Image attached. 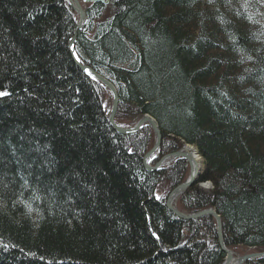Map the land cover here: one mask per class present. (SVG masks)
I'll use <instances>...</instances> for the list:
<instances>
[{
  "label": "trees",
  "instance_id": "16d2710c",
  "mask_svg": "<svg viewBox=\"0 0 264 264\" xmlns=\"http://www.w3.org/2000/svg\"><path fill=\"white\" fill-rule=\"evenodd\" d=\"M0 0V264H221L216 220L166 205L186 160L150 172L185 144L203 158L176 205L214 208L226 247L264 250V0ZM210 182L211 187L200 186ZM31 208V211L29 210ZM244 264H264V258Z\"/></svg>",
  "mask_w": 264,
  "mask_h": 264
},
{
  "label": "water",
  "instance_id": "95a60500",
  "mask_svg": "<svg viewBox=\"0 0 264 264\" xmlns=\"http://www.w3.org/2000/svg\"><path fill=\"white\" fill-rule=\"evenodd\" d=\"M71 4V6L78 12L79 14V22L77 25V28H81L86 20V14L84 9L81 7L79 0H68ZM84 2H99V3H108L109 0H83ZM75 42H76V36H73L70 39L69 42V47L70 50L73 54L75 63L78 65V67L85 71L87 74L95 78L96 80L100 81L102 85L108 90L111 96V109L108 113V120L112 127L120 134L123 135H132L137 133L143 126L147 125L152 128L155 134V145L154 147L146 153V155L143 158V165L144 167L150 171H156L165 161L174 159V158H181L185 159L189 163V168H190V175L186 179L184 183L179 184L176 186L170 193L167 199V207L174 212L178 217L182 219H187V220H192V219H198L207 215H211L216 219L217 222V236H218V241L219 244L221 245L224 253L226 254V258L222 264H243L246 261L256 259V258H264V251L263 252H253V253H248L244 254L242 256H239L237 258H234L233 252L226 248V245L224 243L223 239V234H222V219L220 215L216 212L215 209L213 208H208L204 209L195 213H182L176 208V205L174 204V201L176 200L177 197H179L180 194L188 190L191 186H193L197 181L202 173L201 170H199L196 166L193 165L191 157L187 155V153L184 151V148L167 154L163 158H161L154 166H152L149 162L150 156H152L154 153L157 152L161 140H162V132L160 130V126L157 122V120L151 116V115H144L142 118H140L135 125L132 127H125L117 124L115 122V114L118 109V104H119V94L118 91L115 87V85L99 73H97L93 68H91L89 65L82 64L79 62L76 53H75ZM185 147H191L194 148L195 146L186 144ZM196 148H194L195 150ZM196 153L199 154L198 150H195Z\"/></svg>",
  "mask_w": 264,
  "mask_h": 264
},
{
  "label": "bare ground",
  "instance_id": "6f19581e",
  "mask_svg": "<svg viewBox=\"0 0 264 264\" xmlns=\"http://www.w3.org/2000/svg\"><path fill=\"white\" fill-rule=\"evenodd\" d=\"M91 3H99V2H91ZM75 61V60H74ZM106 91H107V93H108V90L107 89H105ZM134 135V134H133ZM194 148H196L197 149V147L195 146ZM194 148H189V147H186V148H184V151L187 153V155L189 156V157H191V160H192V163H193V165L194 166H196L199 170H201L202 171V168H203V159H202V157L198 154V153H196L195 152V150H194ZM198 150V149H197ZM221 246V245H220Z\"/></svg>",
  "mask_w": 264,
  "mask_h": 264
},
{
  "label": "snow or ice",
  "instance_id": "6c2138e0",
  "mask_svg": "<svg viewBox=\"0 0 264 264\" xmlns=\"http://www.w3.org/2000/svg\"><path fill=\"white\" fill-rule=\"evenodd\" d=\"M8 95H10L9 92H7V91H0V97H4V96H8ZM29 210L31 211V208L30 207H29Z\"/></svg>",
  "mask_w": 264,
  "mask_h": 264
},
{
  "label": "rangeland",
  "instance_id": "374dc122",
  "mask_svg": "<svg viewBox=\"0 0 264 264\" xmlns=\"http://www.w3.org/2000/svg\"><path fill=\"white\" fill-rule=\"evenodd\" d=\"M127 126H129V125H127ZM200 186L203 187V188H205V189H209L211 187V184L208 185L207 183H203V185L201 184ZM235 257H237V255H235Z\"/></svg>",
  "mask_w": 264,
  "mask_h": 264
}]
</instances>
